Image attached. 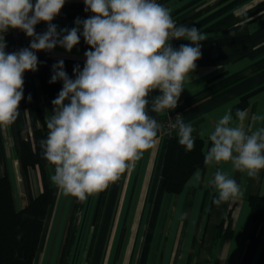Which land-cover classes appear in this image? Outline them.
<instances>
[{"label": "crops", "instance_id": "0c3cea01", "mask_svg": "<svg viewBox=\"0 0 264 264\" xmlns=\"http://www.w3.org/2000/svg\"><path fill=\"white\" fill-rule=\"evenodd\" d=\"M171 10L177 25L196 27L206 34L202 57L192 80L178 101L179 115L195 129L194 139L202 143L205 155L210 142L201 138L211 130L226 108H231L234 123L246 131L264 127V0H161ZM83 0H67L52 21L57 30L75 27L77 17L87 19ZM47 30V25L44 32ZM175 40L174 47L190 44ZM89 46L81 36L71 52L57 46L50 52L54 60L79 65ZM24 98L20 114L6 128H0V174L8 177L16 210L24 208L29 197L42 190L38 167L21 170L18 141L30 127L40 126L51 117L52 104L42 93L35 72L24 74ZM149 114L161 124L155 145L145 150L134 168L85 202L64 196L51 182L54 166L43 169L54 196L45 216L33 264H264V223H254L248 201L264 199V170L257 178L234 171L230 163L218 167L240 185L243 195L217 206V193L207 180L217 166H203L187 180L181 192L169 194L163 188L161 169L169 137L176 131L162 128L166 115ZM31 96V101L28 97ZM245 111L243 122L235 112ZM201 173V180L195 173ZM230 214L232 236L225 240L218 227ZM123 235L122 240H117ZM146 234L148 240H140ZM102 235V236H101Z\"/></svg>", "mask_w": 264, "mask_h": 264}, {"label": "clouds", "instance_id": "9594fccd", "mask_svg": "<svg viewBox=\"0 0 264 264\" xmlns=\"http://www.w3.org/2000/svg\"><path fill=\"white\" fill-rule=\"evenodd\" d=\"M66 2L0 0V128L20 114L24 74L38 70L36 53L57 46L71 52L82 36L89 50L83 69L74 66L75 78L68 76L63 60L52 66L49 83L59 80L63 86L51 102L54 114L46 120L47 137L39 143L43 158L54 166L51 182L64 196L85 202L134 168L155 145L161 124L149 114V95L158 93L151 112L160 115L177 108L207 36L196 27L178 26L171 10L157 0H83L91 15L77 17L75 27L58 31L52 21ZM41 22L47 30L38 34L35 28ZM10 29L31 38L29 47L6 52L4 35ZM173 40L191 43L175 48ZM246 116L245 111L235 112L240 122ZM181 117L178 114L170 127L178 143L192 151L195 129ZM199 136L210 142L205 165L217 166L207 180L217 193L213 203L219 206L241 197L240 185L218 166L230 163L234 171L257 178L264 170V127L246 131L226 108L211 130L203 129ZM195 179L201 180L199 171Z\"/></svg>", "mask_w": 264, "mask_h": 264}, {"label": "trees", "instance_id": "16d2710c", "mask_svg": "<svg viewBox=\"0 0 264 264\" xmlns=\"http://www.w3.org/2000/svg\"><path fill=\"white\" fill-rule=\"evenodd\" d=\"M38 70L35 71L42 93L52 102L62 89V81L49 83L53 74L52 66L59 61L53 58L38 57ZM65 71L75 78L73 68L64 62ZM82 70V69H81ZM52 104V103H51ZM53 108V105H52ZM46 120L40 126L33 125L18 141V158L23 172L27 168L38 167L41 173L42 190L36 198L29 197L27 205L16 210L12 190L6 175L0 174V264H33L45 216L53 201L54 187H50L43 175L48 162L42 156L40 141L47 137ZM192 151H186L178 143V137H169L161 169L163 188L169 194L181 192L190 176L204 164V154L200 140L194 139ZM249 208L254 223H264V199L250 197ZM230 214L218 227L225 240L232 236Z\"/></svg>", "mask_w": 264, "mask_h": 264}, {"label": "built area", "instance_id": "2783aa9c", "mask_svg": "<svg viewBox=\"0 0 264 264\" xmlns=\"http://www.w3.org/2000/svg\"><path fill=\"white\" fill-rule=\"evenodd\" d=\"M34 2L35 0H33V3ZM157 2L160 3L161 0H157ZM46 25L47 24L43 22L36 25V28H35L36 33L38 34L43 33L46 28ZM4 39L7 44L6 52L8 53L17 52L22 48L29 47L30 41H31V38L27 37L24 32L18 29H10L4 35ZM174 42L175 40L171 42L173 47H174ZM36 55L37 57L51 58L50 52H46V51H39L36 53ZM178 108H179V104L175 110L170 111L169 113L167 111L165 112L166 118H165V121L162 123V128L166 130L167 132H171L172 130H174V129H171L170 126L172 123H174L176 116L179 114Z\"/></svg>", "mask_w": 264, "mask_h": 264}, {"label": "rangeland", "instance_id": "374dc122", "mask_svg": "<svg viewBox=\"0 0 264 264\" xmlns=\"http://www.w3.org/2000/svg\"><path fill=\"white\" fill-rule=\"evenodd\" d=\"M122 237H123V235L121 234V236L117 237V240H122ZM148 239H149V237L146 234H143L142 238H140V240H148Z\"/></svg>", "mask_w": 264, "mask_h": 264}]
</instances>
